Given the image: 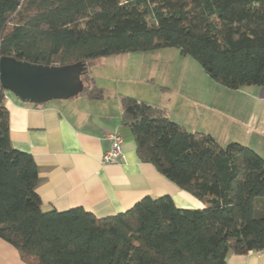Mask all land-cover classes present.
I'll list each match as a JSON object with an SVG mask.
<instances>
[{"label":"trees","instance_id":"trees-1","mask_svg":"<svg viewBox=\"0 0 264 264\" xmlns=\"http://www.w3.org/2000/svg\"><path fill=\"white\" fill-rule=\"evenodd\" d=\"M165 48L227 89L264 90V0H0V58L84 64L79 96L90 100L104 96L90 76L97 60ZM5 92L0 86V239L25 264H227L228 254L264 252V159L129 96L119 99L120 123L138 159L204 207L179 209L162 196L104 218L44 212L37 165L11 146Z\"/></svg>","mask_w":264,"mask_h":264},{"label":"crops","instance_id":"crops-1","mask_svg":"<svg viewBox=\"0 0 264 264\" xmlns=\"http://www.w3.org/2000/svg\"><path fill=\"white\" fill-rule=\"evenodd\" d=\"M127 62H121L125 69ZM118 63V59L103 60L97 75L93 77L90 71L96 85L103 89L100 100L77 96L35 106L5 92L11 146L30 154L37 165L36 192L41 209L64 212L82 208L104 218L125 212L145 197L162 196L171 197L179 209L203 208L201 201L181 191L152 165L141 162L130 134L121 128L120 97L132 96L153 104L169 119L194 132L187 128L190 124L182 117V106H174L162 97L156 100L139 96L129 86H121L114 80ZM257 95L259 101L264 99V90ZM115 132L123 138L124 160L104 165L101 159L110 147L108 136ZM226 263L264 264V252L228 254ZM0 264L25 263L12 246L0 239Z\"/></svg>","mask_w":264,"mask_h":264},{"label":"rangeland","instance_id":"rangeland-1","mask_svg":"<svg viewBox=\"0 0 264 264\" xmlns=\"http://www.w3.org/2000/svg\"><path fill=\"white\" fill-rule=\"evenodd\" d=\"M107 59L120 62L114 80L121 86H129L139 96L156 100L162 97L174 106L180 104L182 117L190 124L187 128L210 134L221 147L239 143L264 159V99L259 101L257 95L262 88L227 89L212 81L195 60L181 56L176 48ZM107 59L97 60L90 70L93 77ZM123 61H128L126 69Z\"/></svg>","mask_w":264,"mask_h":264},{"label":"water","instance_id":"water-1","mask_svg":"<svg viewBox=\"0 0 264 264\" xmlns=\"http://www.w3.org/2000/svg\"><path fill=\"white\" fill-rule=\"evenodd\" d=\"M85 65L44 66L0 58V86L23 103L45 104L79 96L84 85Z\"/></svg>","mask_w":264,"mask_h":264},{"label":"built area","instance_id":"built-area-1","mask_svg":"<svg viewBox=\"0 0 264 264\" xmlns=\"http://www.w3.org/2000/svg\"><path fill=\"white\" fill-rule=\"evenodd\" d=\"M110 147L102 156L101 162L104 165L119 164L124 160L123 154V138L118 133H112L108 136Z\"/></svg>","mask_w":264,"mask_h":264}]
</instances>
